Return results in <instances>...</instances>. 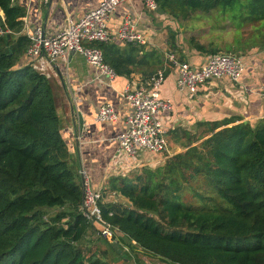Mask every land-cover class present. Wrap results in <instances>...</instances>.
Here are the masks:
<instances>
[{"label": "trees", "instance_id": "obj_1", "mask_svg": "<svg viewBox=\"0 0 264 264\" xmlns=\"http://www.w3.org/2000/svg\"><path fill=\"white\" fill-rule=\"evenodd\" d=\"M156 2L176 19L218 10L238 27L250 25L248 41L264 47V0H248L239 10L232 7L240 0ZM0 8L11 30L0 35V264H112L107 249L83 246L95 228L80 209L83 186L52 83L25 60L26 9L13 0H0ZM175 39L170 31L172 48ZM92 45L121 76L137 72L149 79L162 62L157 50L135 43ZM194 46L209 50L196 41ZM235 121L171 131L185 149L157 167L109 178L108 190L127 202H101L104 218L142 250L173 264H264V120L230 125ZM199 176L212 193L199 194L203 203L194 205L184 194ZM54 208L59 211L51 214Z\"/></svg>", "mask_w": 264, "mask_h": 264}, {"label": "crops", "instance_id": "obj_2", "mask_svg": "<svg viewBox=\"0 0 264 264\" xmlns=\"http://www.w3.org/2000/svg\"><path fill=\"white\" fill-rule=\"evenodd\" d=\"M100 2L101 0H49L46 3L44 0H13V3L26 9L22 34L28 37L38 29L46 36L56 35L68 22L78 21L85 13L98 7ZM128 15L135 22L136 29L146 37V43L141 44L145 50H157L161 54L162 62L158 70H164L165 78L160 94L172 106L171 111L162 113L169 130L167 152L173 151L170 156L185 149L172 138L171 131L177 128L195 131L201 121L225 118L236 120L230 125L243 121L255 125L264 120V97L260 94V87L264 84V47L248 41L252 32L250 25L238 27L230 17L218 10L197 11L187 19H176L158 7L154 10L147 8L144 0H126L111 14L109 29L114 31L120 28ZM170 31L175 33L176 48L169 44ZM110 41L125 45L117 37ZM194 41L209 50H198ZM219 48L226 52L217 53H231L244 59L245 70L240 79L236 82L226 77L212 79L201 84L195 93L179 89L178 69L167 59V53L175 52L181 60L199 68L215 53L211 49ZM25 60L45 73L52 83L61 131L81 182V172L85 171L90 188L102 190V203H126L127 200L108 190L109 178L127 175L144 166L162 165L167 158V152L154 153L145 149L138 150L134 157L120 154L119 143L115 139L128 128L127 119L134 112V107L122 95V91L128 84L136 87L148 82L151 77L144 79L140 73L133 72L129 76L117 75L111 80L79 53H72L67 57L42 54L37 59L27 55ZM105 103L114 106L118 113L117 121L97 120L98 110ZM80 117L83 121H80ZM93 226L98 228L95 224ZM104 240L109 247L112 244L110 249L121 257V264H173L132 245L127 237L120 243ZM125 245L130 251L125 250Z\"/></svg>", "mask_w": 264, "mask_h": 264}, {"label": "built area", "instance_id": "obj_3", "mask_svg": "<svg viewBox=\"0 0 264 264\" xmlns=\"http://www.w3.org/2000/svg\"><path fill=\"white\" fill-rule=\"evenodd\" d=\"M44 1L49 2V0ZM124 1L126 0H101L98 7L85 13L78 21L68 22L58 34L53 36H46L38 29L29 37L30 45L26 54L37 59L42 54H48L50 57H67L72 53H79L89 64L114 80L117 73L104 61L103 51L92 44L107 42L113 37L124 43L139 45L147 41L146 37L136 29V24L129 15L120 28L114 31L109 29L111 14ZM144 2L151 10L158 7L156 0H144ZM5 20V13L0 8V35L11 32L4 26ZM166 56L172 66L178 69L179 89H188L191 93H195L201 84L212 79L226 77L236 82L245 70L244 59L231 53H214L199 68L181 60L175 52H169ZM164 78L165 72L161 69L148 82L136 87L128 84L122 91V95L134 107V112L127 119L128 128L115 137L119 143L120 154L134 157L140 149L154 153H164L169 150V130L164 123L162 113L171 111L172 106L160 94ZM260 94L264 97V84L260 87ZM97 120L114 122L118 120V113L111 103H105L98 110ZM81 174L84 192L81 212L98 227V233L102 238L120 243V239L126 236L118 226L104 218L100 206L103 198L102 190L91 189L86 172L83 171ZM113 194L117 193L113 192ZM131 243L137 245L135 240H131ZM125 250L130 251V248L125 245Z\"/></svg>", "mask_w": 264, "mask_h": 264}, {"label": "rangeland", "instance_id": "obj_4", "mask_svg": "<svg viewBox=\"0 0 264 264\" xmlns=\"http://www.w3.org/2000/svg\"><path fill=\"white\" fill-rule=\"evenodd\" d=\"M247 2H248V0H240V2L236 3L232 8L238 9V10L241 8L244 9ZM217 51H225L226 52V50L222 49V48H219V50H217ZM170 149H171V147H170ZM172 152H173L172 150L169 153L167 152L165 154V156H167V158H168L170 156L169 154ZM155 167H157V166H155ZM211 193H212V186L209 184L208 180L205 177L199 176L193 182H191L189 189L184 194V200L189 202V203H192L194 205H199V204L203 203V201L200 199L199 194L211 195ZM215 202H218V201L215 200ZM215 202H213V203H215ZM58 211H59V208H54V209L50 210V213L55 214ZM95 230L97 231L98 229H95ZM83 246L86 247V249L87 248L96 249L98 247L102 250L107 249L109 251L108 252L109 255H107V257H106L107 260L109 262H111L112 264H121V257L119 255H116L112 251V249H110L108 244L105 242L104 238H102L99 235V233L96 234V232L93 229L89 230L87 236L85 237V239L83 241Z\"/></svg>", "mask_w": 264, "mask_h": 264}, {"label": "water", "instance_id": "obj_5", "mask_svg": "<svg viewBox=\"0 0 264 264\" xmlns=\"http://www.w3.org/2000/svg\"><path fill=\"white\" fill-rule=\"evenodd\" d=\"M80 121H83L82 117H80ZM114 246H115V245H114ZM119 251H121V250H119Z\"/></svg>", "mask_w": 264, "mask_h": 264}]
</instances>
